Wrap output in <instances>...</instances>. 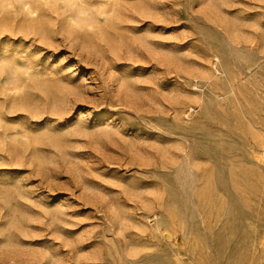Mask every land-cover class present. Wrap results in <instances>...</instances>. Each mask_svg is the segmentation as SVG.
Segmentation results:
<instances>
[{
  "label": "rangeland",
  "instance_id": "rangeland-1",
  "mask_svg": "<svg viewBox=\"0 0 264 264\" xmlns=\"http://www.w3.org/2000/svg\"><path fill=\"white\" fill-rule=\"evenodd\" d=\"M0 264H264V0H0Z\"/></svg>",
  "mask_w": 264,
  "mask_h": 264
},
{
  "label": "bare ground",
  "instance_id": "bare-ground-1",
  "mask_svg": "<svg viewBox=\"0 0 264 264\" xmlns=\"http://www.w3.org/2000/svg\"><path fill=\"white\" fill-rule=\"evenodd\" d=\"M116 19V18H115ZM118 21V20H117ZM149 57V56H148ZM172 62V61H171ZM195 73V72H194Z\"/></svg>",
  "mask_w": 264,
  "mask_h": 264
}]
</instances>
